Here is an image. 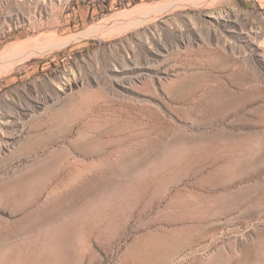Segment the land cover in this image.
Here are the masks:
<instances>
[{
	"label": "rangeland",
	"instance_id": "1",
	"mask_svg": "<svg viewBox=\"0 0 264 264\" xmlns=\"http://www.w3.org/2000/svg\"><path fill=\"white\" fill-rule=\"evenodd\" d=\"M0 57V264H264V0H0Z\"/></svg>",
	"mask_w": 264,
	"mask_h": 264
},
{
	"label": "bare ground",
	"instance_id": "2",
	"mask_svg": "<svg viewBox=\"0 0 264 264\" xmlns=\"http://www.w3.org/2000/svg\"><path fill=\"white\" fill-rule=\"evenodd\" d=\"M89 32H90V31H89ZM90 34H91V33H90ZM65 41H66V40H65ZM65 41H63V43H65ZM56 43H57V42H55V44H56ZM61 43H62V42H61ZM57 44H59V43H57ZM45 45H46V44H45ZM47 46H48V45H47ZM54 46H55V45H54ZM54 46H53V48H54ZM59 46H60V44H59ZM15 47H16V46H15ZM37 47H38V45H37ZM6 48H8V47H6ZM9 50H11V49H9ZM15 50H17V49H15ZM15 50H14V51H15ZM42 50H43V49H42ZM17 51H18V50H17ZM34 51H35V50H34ZM10 52H11V51H10ZM29 52H30V51H29ZM29 52H28V53H29ZM35 53H37V52H35ZM38 54H39V53H38ZM3 56H4V55H3ZM3 56H2V57H3ZM10 56H11V55H10ZM2 57H0V58H2ZM5 57H9V56L6 55ZM5 57H3L2 59H3V60H6ZM4 58H5V59H4ZM21 58H22V57H21ZM7 59H8V58H7ZM18 59H19V58H18ZM0 60H1V59H0ZM62 113H63V112H62ZM82 115H83V114H82ZM80 116H81V115H80ZM81 117H82V116H81ZM67 119H68V118H67ZM62 122H63V121H62ZM62 122H61V123H62ZM64 122H65V121H64ZM94 125H95V124H94ZM98 125H99V124H98ZM57 126H58V125H57ZM65 126H66V125H65ZM59 127H60V126H59ZM95 127H96V126H95ZM99 127H100V126H99ZM50 128H51V127H50ZM66 128H67V127H66ZM90 128H91V127H90ZM94 130H95V129H94ZM59 131H60V130H59ZM100 134H101V133H100ZM81 136H82V134H81ZM33 143H34V142H33ZM78 143H79V142H78ZM52 165H53V164H52ZM50 169H51V168H50ZM51 171H52V170H51ZM53 173H54V172H53ZM89 174H90V173H89ZM42 180H43V179H42ZM89 182H90V181H89ZM40 184H41V183H40ZM93 184H94V183H93ZM94 186H95V185H94ZM12 188H13V187H12ZM18 191H19V190H18ZM113 191H114V190H113ZM9 192H10V191H9ZM6 193H7V192H6ZM15 193H17V192H15ZM30 193H31V192H30ZM35 193H36V191H35ZM66 194H68V193H66ZM11 195H12V194H11ZM11 195H9V196H11ZM17 195H18V194H17ZM30 195H31V194H30ZM64 195H65V194H64ZM14 196H15V195H14ZM27 196H28V195H27ZM31 198H32V197H31ZM31 198H30V199H31ZM16 199H18V198H16ZM17 201H18V200H17ZM25 201H26V200H25ZM6 223H7V222H6ZM60 225H61V224H60ZM55 227H56V226H55ZM62 228H63V227H62ZM59 229H60V228H59ZM51 232H52V231H51ZM57 233H58V232H57ZM51 237H52V235H51ZM51 237H50V238H51ZM44 248H45V247H44ZM165 249H166V248H165ZM53 250H54V249H53ZM40 251H41V250H40ZM38 256H39V255H38ZM132 256H133V255H132ZM10 261H11V260H10ZM136 261H137V260H136Z\"/></svg>",
	"mask_w": 264,
	"mask_h": 264
}]
</instances>
